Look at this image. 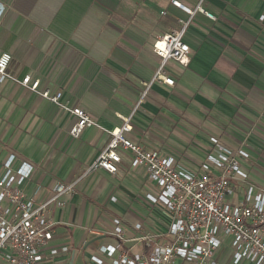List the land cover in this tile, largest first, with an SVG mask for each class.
Listing matches in <instances>:
<instances>
[{"label":"crops","instance_id":"crops-1","mask_svg":"<svg viewBox=\"0 0 264 264\" xmlns=\"http://www.w3.org/2000/svg\"><path fill=\"white\" fill-rule=\"evenodd\" d=\"M178 1L194 9L200 0ZM201 3L214 19L188 14L172 0H0L7 71L60 91L62 102L81 107L101 127L72 137L73 115L22 85L0 83V175L9 155L13 170L31 164L21 189L35 202L56 182L78 180L73 194L62 197L64 205L53 208L48 242L68 249L47 264H94L92 255L110 264L122 251L145 249L140 237L158 231L163 212L144 198L155 186L143 167L129 168V151H119L116 173L89 169L110 138L106 130L125 117L133 142L188 165L211 135L229 146L246 139L251 175L264 185V0ZM176 19H190L188 63L169 72L172 86L154 81L140 99L142 83L159 64L153 41L177 28ZM114 218L125 234L121 240L112 233ZM109 245H119L111 256L99 250Z\"/></svg>","mask_w":264,"mask_h":264},{"label":"built area","instance_id":"built-area-1","mask_svg":"<svg viewBox=\"0 0 264 264\" xmlns=\"http://www.w3.org/2000/svg\"><path fill=\"white\" fill-rule=\"evenodd\" d=\"M172 4L188 14L199 11L214 19L201 0L194 9L178 0H172ZM189 21L176 19L177 28L158 35L153 41L159 64L152 79L142 83L140 99L154 81L172 86L174 79L169 72L178 71L188 63L190 47L184 34ZM10 60V53L0 52V83L9 80L22 85L73 115L75 122L69 130L72 137H78L86 127L101 128L84 109L62 102L60 91L51 93L48 88L39 89V79L32 80L30 75L22 79L11 75L7 71ZM131 130L127 117L121 126L106 130L110 138L89 169L116 173L121 159L119 151H129V168L143 167L147 179L155 186V191L145 193L144 198L161 208L164 219L156 222L157 232L140 237L145 249L134 253L122 251L110 264H223L228 251L232 264H264V185L251 175V153L246 139L237 146H229L219 136L211 135L205 150L188 165L160 150L145 149L133 142L128 137ZM14 158L9 155L3 161L0 175V264H47L68 249L67 246L50 247L48 242L55 225L53 208L64 205L62 197L73 194L78 180L56 182L47 198L35 202L21 189L33 167L22 162L13 170ZM112 221L113 235L123 239L120 220ZM140 228L139 223L135 225V229ZM223 247L227 248L226 253ZM118 248L119 245H109L99 250L111 256ZM90 261L103 262L94 255Z\"/></svg>","mask_w":264,"mask_h":264},{"label":"rangeland","instance_id":"rangeland-1","mask_svg":"<svg viewBox=\"0 0 264 264\" xmlns=\"http://www.w3.org/2000/svg\"><path fill=\"white\" fill-rule=\"evenodd\" d=\"M223 249L225 250L224 253L227 252V248L226 247H223ZM230 251H228V255H227V258H226V261H229V255H230Z\"/></svg>","mask_w":264,"mask_h":264}]
</instances>
